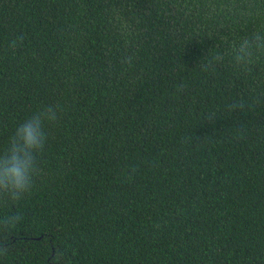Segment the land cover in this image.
Wrapping results in <instances>:
<instances>
[{
  "label": "trees",
  "instance_id": "trees-1",
  "mask_svg": "<svg viewBox=\"0 0 264 264\" xmlns=\"http://www.w3.org/2000/svg\"><path fill=\"white\" fill-rule=\"evenodd\" d=\"M256 32L264 0H0V153L57 114L0 264H264V56L203 68Z\"/></svg>",
  "mask_w": 264,
  "mask_h": 264
},
{
  "label": "clouds",
  "instance_id": "clouds-1",
  "mask_svg": "<svg viewBox=\"0 0 264 264\" xmlns=\"http://www.w3.org/2000/svg\"><path fill=\"white\" fill-rule=\"evenodd\" d=\"M226 56L231 58L234 67L250 71L254 62L264 56V32H256L238 43L234 42L227 52L215 53L203 68L214 71L215 65L222 63ZM56 119V110L49 107L16 128L7 149L0 153V197L15 202L31 190L37 172L36 156L47 139L44 123ZM19 219L18 215L4 216L0 218V226L10 227Z\"/></svg>",
  "mask_w": 264,
  "mask_h": 264
}]
</instances>
